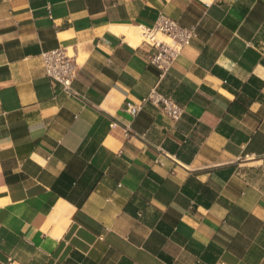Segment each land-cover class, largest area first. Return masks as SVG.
<instances>
[{
	"label": "crops",
	"instance_id": "0c3cea01",
	"mask_svg": "<svg viewBox=\"0 0 264 264\" xmlns=\"http://www.w3.org/2000/svg\"><path fill=\"white\" fill-rule=\"evenodd\" d=\"M161 14L196 38L160 79L113 30ZM156 85L178 123L124 110ZM0 264H264V0H0Z\"/></svg>",
	"mask_w": 264,
	"mask_h": 264
},
{
	"label": "built area",
	"instance_id": "2783aa9c",
	"mask_svg": "<svg viewBox=\"0 0 264 264\" xmlns=\"http://www.w3.org/2000/svg\"><path fill=\"white\" fill-rule=\"evenodd\" d=\"M49 14L51 16L50 12ZM137 29L140 32V43L150 49L148 61L159 71L160 79L168 74L182 50L196 38L195 27H182L162 14L158 16L152 27L138 26ZM41 59L46 76L61 85L65 92L72 94V85L79 68L78 57L73 49L60 47L53 51L43 52ZM147 106L157 109L172 123H178L184 114V108L172 98L159 93L157 85L151 88L139 102H126L124 110L134 118ZM116 126L115 122L111 125L112 128ZM131 135L128 127L123 128L125 139Z\"/></svg>",
	"mask_w": 264,
	"mask_h": 264
},
{
	"label": "bare ground",
	"instance_id": "6f19581e",
	"mask_svg": "<svg viewBox=\"0 0 264 264\" xmlns=\"http://www.w3.org/2000/svg\"><path fill=\"white\" fill-rule=\"evenodd\" d=\"M117 29H114L113 31H114V33H117V34H122V35H124L125 36V38H126V41L128 42V44H130L131 46H136L137 47V45L140 43V42H138V40H135V39H133V35H132V33H130V30H128V29H118V27H116ZM121 35V36H122Z\"/></svg>",
	"mask_w": 264,
	"mask_h": 264
},
{
	"label": "rangeland",
	"instance_id": "374dc122",
	"mask_svg": "<svg viewBox=\"0 0 264 264\" xmlns=\"http://www.w3.org/2000/svg\"><path fill=\"white\" fill-rule=\"evenodd\" d=\"M129 30V29H128ZM130 33H132V35H133V39H135V40H138V42H140L141 41V38H140V35H139V30L138 29H131L130 30Z\"/></svg>",
	"mask_w": 264,
	"mask_h": 264
}]
</instances>
